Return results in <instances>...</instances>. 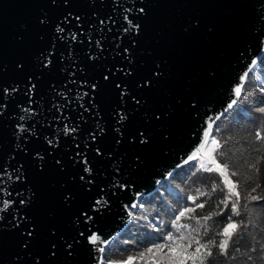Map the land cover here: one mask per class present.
Instances as JSON below:
<instances>
[{
  "label": "water",
  "instance_id": "1",
  "mask_svg": "<svg viewBox=\"0 0 264 264\" xmlns=\"http://www.w3.org/2000/svg\"><path fill=\"white\" fill-rule=\"evenodd\" d=\"M263 55L264 0H0V264H98Z\"/></svg>",
  "mask_w": 264,
  "mask_h": 264
},
{
  "label": "trees",
  "instance_id": "2",
  "mask_svg": "<svg viewBox=\"0 0 264 264\" xmlns=\"http://www.w3.org/2000/svg\"><path fill=\"white\" fill-rule=\"evenodd\" d=\"M262 107H264V55L248 74L235 106L212 125L211 135L223 145L218 151L225 153L223 157L216 156L218 162L221 164L227 162L229 171L237 173L232 179L239 182L241 216L233 215V219L237 221L243 219L245 226L233 237L227 256L220 255L218 249L214 248L213 256L207 259L206 264H264V199L251 200L253 195L264 197V159H261L264 157V141L255 139L257 131L264 135V113L259 112ZM199 163L198 160H188L170 176V184L177 194H180L178 197L173 193V189L161 187L143 197L140 217L135 216L120 236L105 249L103 264H119L129 256L138 257L153 244L163 243L169 233L178 235L172 222L183 208L195 206L189 197L198 196V190L208 192L210 195L198 196L196 204L205 201L207 203L204 208L196 209L192 213L193 216L202 217L220 210L216 205L227 194L226 189L223 193L219 188L212 192L211 186L214 183L223 187L221 178L218 173L212 172L214 175L212 177L207 171L200 169ZM253 188L256 189L255 192L252 191ZM228 215H232L230 205L221 215L214 216L207 222L212 229L209 236L227 223ZM158 220L162 224L161 229L155 228ZM180 223L199 227L196 220H189L187 217ZM181 231L187 233L189 230ZM216 239L219 241L221 237ZM133 264H153L152 257L149 255L143 260L135 259Z\"/></svg>",
  "mask_w": 264,
  "mask_h": 264
},
{
  "label": "snow or ice",
  "instance_id": "3",
  "mask_svg": "<svg viewBox=\"0 0 264 264\" xmlns=\"http://www.w3.org/2000/svg\"><path fill=\"white\" fill-rule=\"evenodd\" d=\"M144 11L143 8L137 9L138 13H142ZM70 15V14H69ZM78 20L79 17H76ZM63 22H68V17L66 16L64 18ZM129 24H131V21H128ZM43 23V21H42ZM103 23V21L101 22ZM132 28L135 31H139V25H132ZM58 32H63L64 29L58 27ZM125 32L129 31V29H125ZM97 44H99V41H97ZM125 52H127V49H125ZM50 55V54H49ZM92 59H95V57H92ZM43 66L47 67L52 63L51 59L48 57H42ZM46 61V63H45ZM22 67V66H21ZM245 77L247 76V73L244 74ZM105 80L108 79L107 76L104 77ZM243 79V77H242ZM29 82H31V77H29ZM36 85L32 84L31 88L26 89V94L31 96L32 90L35 89ZM92 89H95V85L90 86ZM117 87L119 88L120 85L118 84ZM13 91H17V89H13ZM126 91L125 89L121 90V95L123 96ZM8 89H3L2 93H0V99H2V95H7ZM235 94L236 96H239L241 94V87L237 86L235 88ZM86 95V93H85ZM136 103H139V101H136ZM233 104H236V100L232 101V104L229 105V108L232 107ZM7 105L0 102V109L6 108ZM25 112L28 111V109H24ZM260 113H264V107L259 109ZM0 115H2V111H0ZM120 121H123L125 119V116L123 114H119ZM21 120L24 119V117L20 118ZM19 130L21 133H24L23 140H22V146L20 147L21 151H26V142L29 140V130L24 125H18ZM211 129L212 124H208L207 128L203 132V141L202 143L191 153V155L188 157V160H198L199 168L203 169L207 172H215L218 173L219 178H221V185L212 184L211 191L216 192L219 188L221 193L224 192V189H227V194L224 195V198L219 201V204L216 205L217 208H219V211H213L207 215H204L202 217H196L193 216L192 213L196 211L198 208H204L207 201L196 204L195 201L198 199V196H209L210 194L205 191L198 190V196H192L189 197L191 199L195 206L194 207H185L181 211H179L178 215H176L174 221L172 222L175 225L177 234L169 233L165 238L163 243H157L153 244L152 247L147 248L145 252L140 253L138 257H132L129 256L126 260L120 261L119 264H133V261L135 259H145L146 256H151L153 264H206V261L208 258L213 256V249H218L220 255L227 256L229 254V247L230 242L233 240V237L238 234L239 229L244 227V220L240 219L239 221L233 219V215L240 217V197L241 192L238 190V181H233L232 177L236 176V172H230L229 171V165L227 162L221 164L218 162L216 156L223 157L225 153L223 151H218L223 147V145L220 143L219 140L216 139L215 136L211 135ZM76 129H68L67 125H65V128L63 129L64 134L68 135L69 132H74ZM141 139V143H147V139L143 138L144 134H139ZM209 137L211 139L209 140ZM91 138L94 140L95 135L92 134ZM47 139V137H46ZM255 139L264 141V135L261 134V132L257 131L255 133ZM47 143L49 145L53 144L52 139H47ZM208 146L207 150H205V146ZM58 146V141H57ZM78 147V145H77ZM87 147V145H86ZM97 151H99L97 149ZM213 153H216V155H213ZM76 157L79 158L77 160L78 163H83L85 165L84 171L90 173L91 168L88 167V161L81 156L80 152L76 153ZM41 160H43V157H40ZM261 159H264V157H261ZM187 162V161H186ZM57 164H60V161H56ZM62 166V165H61ZM22 167V166H21ZM43 167V166H41ZM254 168L255 165H252ZM6 170L0 171V175H5ZM170 175V174H169ZM17 179H19V176H17ZM80 179L84 181V176H81ZM87 183H91V181H87ZM253 192L256 191L255 188L252 189ZM70 198V195L65 197V200H68ZM264 199V197L261 196H251V200H261ZM31 202L30 200L28 201ZM15 203L14 201H9L5 204V208L9 207L10 204ZM20 204H24L25 201L21 199L19 201ZM97 204L106 203V201H100L98 200L96 202ZM220 205H223L221 208ZM230 205V211L232 215H228L226 217L227 223L219 230L216 231L212 236H209V233L212 232L211 227L208 226L207 222L212 220L214 216L221 215L225 209H229ZM136 205H133L135 207ZM95 210V209H94ZM11 215V214H10ZM81 217L84 218L85 225L88 224L89 221L93 219L92 216L88 214V212H82L81 216L77 217V223L81 221ZM187 217L189 220H196L197 225L199 227H193L191 224H182L180 221ZM13 219L15 220V224L12 225L13 228L20 227L21 224H23L27 218L24 216H16L13 215ZM203 221V223H201ZM31 230L25 229L24 234L31 237L34 233V226L30 225ZM181 229H187L189 230L187 233L184 231H181ZM202 229V231H201ZM81 236L84 235L83 232L80 233ZM205 237H208L205 239ZM216 237H221L219 241H217ZM87 239L90 240L92 244H96L98 240L100 239L98 235L93 234L90 237H87ZM104 243H107V241H104ZM27 243L24 244V247L27 248ZM55 247V245H53ZM67 247L71 249V244H68ZM100 253H103L105 249L103 247H100L98 249ZM52 255H55V253H52ZM249 259H252V257H249ZM37 264H39V261H37ZM98 264H103V261H99Z\"/></svg>",
  "mask_w": 264,
  "mask_h": 264
},
{
  "label": "rangeland",
  "instance_id": "4",
  "mask_svg": "<svg viewBox=\"0 0 264 264\" xmlns=\"http://www.w3.org/2000/svg\"><path fill=\"white\" fill-rule=\"evenodd\" d=\"M210 139H211V137H209V140H210ZM207 148H208V146L206 145V146H205V150H207ZM215 154H216V153H213V155H215ZM208 173H209L212 177L214 176L212 172H208ZM167 180H168V179H167ZM165 183H166V184H162V185H161V188L173 189V193L175 194L176 197H178V195H180V194H177V191H175L174 187L170 184V181H169V180L166 181ZM226 192H227V189H226ZM145 197H147V195H146ZM143 199H144V198H143ZM143 199H142V200H143ZM142 200H141L140 204L142 203ZM140 204L137 205L136 207H134V208H132V209L130 210V212H131V218H130V221H131L132 219H134L135 216L140 217V215H141V213H139V212H140V207H141ZM158 222H159V220H158ZM155 226H156L155 228H157V229H161L162 224H161V222H159V223H157Z\"/></svg>",
  "mask_w": 264,
  "mask_h": 264
},
{
  "label": "clouds",
  "instance_id": "5",
  "mask_svg": "<svg viewBox=\"0 0 264 264\" xmlns=\"http://www.w3.org/2000/svg\"><path fill=\"white\" fill-rule=\"evenodd\" d=\"M151 194H152V193H151ZM139 204H140V203H139ZM130 218H131V217H130ZM129 222H130V219H129ZM129 222H128V223H129ZM127 225H128V224H127ZM126 227H127V226H126ZM125 229H126V228H125ZM119 236H120V235H119ZM119 236H117L116 238H118ZM116 238H115V239H116ZM113 241H114V240H113ZM113 241H112V242H113ZM112 242H110V244H111ZM110 244H109V245H110ZM109 245H108V246H109ZM108 246H107V247H108Z\"/></svg>",
  "mask_w": 264,
  "mask_h": 264
}]
</instances>
